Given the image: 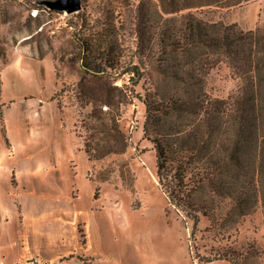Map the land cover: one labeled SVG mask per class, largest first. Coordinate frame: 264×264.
Listing matches in <instances>:
<instances>
[{"label": "rangeland", "instance_id": "374dc122", "mask_svg": "<svg viewBox=\"0 0 264 264\" xmlns=\"http://www.w3.org/2000/svg\"><path fill=\"white\" fill-rule=\"evenodd\" d=\"M38 1L0 0V264H233L212 258L224 248L235 264H264L261 203L214 225L202 217L194 238L192 221L159 186L145 104L135 94L117 107L89 98L100 86L92 73L113 56L110 43L132 58L143 0H82L74 13ZM149 1L141 8L153 11L156 78L161 7ZM200 16L264 28V0H228ZM203 76L212 97L242 84L225 62ZM137 93L145 94L142 84Z\"/></svg>", "mask_w": 264, "mask_h": 264}, {"label": "trees", "instance_id": "16d2710c", "mask_svg": "<svg viewBox=\"0 0 264 264\" xmlns=\"http://www.w3.org/2000/svg\"><path fill=\"white\" fill-rule=\"evenodd\" d=\"M226 1L160 0L161 56L154 78L147 31L153 11L150 6L149 11L141 8L147 2L143 0L132 58L123 59V47L110 43L112 58L100 61L92 73L100 80L99 90L88 94L93 103L105 100L101 102L114 107L130 94L145 104L144 136L156 151L159 186L168 203L192 221L194 238L202 217L214 225L232 211L249 214L259 203L264 215V28L245 30L237 23L200 16L203 8ZM183 10L188 12L172 16ZM222 62L242 84L227 98L212 97L203 72ZM124 75L127 88L115 84ZM146 81L151 82L149 87ZM141 84L143 96L137 93ZM170 85L171 89H163ZM86 148L91 157L88 143ZM94 155L102 158L98 151ZM228 252L218 249L212 258L235 264Z\"/></svg>", "mask_w": 264, "mask_h": 264}, {"label": "water", "instance_id": "95a60500", "mask_svg": "<svg viewBox=\"0 0 264 264\" xmlns=\"http://www.w3.org/2000/svg\"><path fill=\"white\" fill-rule=\"evenodd\" d=\"M38 4L50 10L74 13L81 9L82 0H39Z\"/></svg>", "mask_w": 264, "mask_h": 264}]
</instances>
